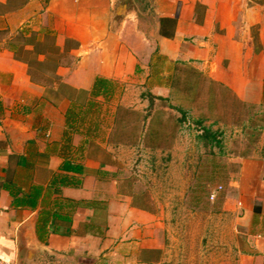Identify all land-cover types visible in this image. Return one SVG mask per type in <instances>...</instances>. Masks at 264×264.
I'll return each mask as SVG.
<instances>
[{
  "label": "crops",
  "instance_id": "1",
  "mask_svg": "<svg viewBox=\"0 0 264 264\" xmlns=\"http://www.w3.org/2000/svg\"><path fill=\"white\" fill-rule=\"evenodd\" d=\"M185 68L261 102L264 0H0V258L170 264L164 208L124 186L117 152ZM221 189L218 261L264 264V158Z\"/></svg>",
  "mask_w": 264,
  "mask_h": 264
},
{
  "label": "rangeland",
  "instance_id": "2",
  "mask_svg": "<svg viewBox=\"0 0 264 264\" xmlns=\"http://www.w3.org/2000/svg\"><path fill=\"white\" fill-rule=\"evenodd\" d=\"M179 75L170 98L148 108L157 113L147 133L140 114L130 118L119 138L129 147L117 152L119 172L125 187L148 191L138 202L164 208L170 264H236L218 261L232 251L223 244L219 220L212 222L218 206L208 194L220 186L224 191L241 158H264V99L242 102L187 68ZM205 126L217 132L221 146L198 138Z\"/></svg>",
  "mask_w": 264,
  "mask_h": 264
},
{
  "label": "trees",
  "instance_id": "3",
  "mask_svg": "<svg viewBox=\"0 0 264 264\" xmlns=\"http://www.w3.org/2000/svg\"><path fill=\"white\" fill-rule=\"evenodd\" d=\"M201 134L198 135V138L200 140H205L206 144L208 146H214V145H222V141L218 139V134L217 132H214L210 127H203L201 130ZM228 180V178L226 179ZM214 192V190L210 191V193L208 194L209 196H211V194ZM220 194V193H219ZM219 196V195H218ZM220 200L218 199V197L214 200V204L219 206Z\"/></svg>",
  "mask_w": 264,
  "mask_h": 264
},
{
  "label": "built area",
  "instance_id": "4",
  "mask_svg": "<svg viewBox=\"0 0 264 264\" xmlns=\"http://www.w3.org/2000/svg\"><path fill=\"white\" fill-rule=\"evenodd\" d=\"M215 197V194L212 195V198ZM0 264H14L13 262L9 261V260H5L0 258Z\"/></svg>",
  "mask_w": 264,
  "mask_h": 264
}]
</instances>
